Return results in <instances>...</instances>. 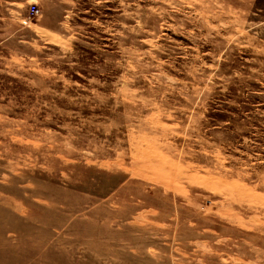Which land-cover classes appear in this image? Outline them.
<instances>
[{"label": "rangeland", "instance_id": "374dc122", "mask_svg": "<svg viewBox=\"0 0 264 264\" xmlns=\"http://www.w3.org/2000/svg\"><path fill=\"white\" fill-rule=\"evenodd\" d=\"M0 264H264V0H0Z\"/></svg>", "mask_w": 264, "mask_h": 264}, {"label": "built area", "instance_id": "2783aa9c", "mask_svg": "<svg viewBox=\"0 0 264 264\" xmlns=\"http://www.w3.org/2000/svg\"><path fill=\"white\" fill-rule=\"evenodd\" d=\"M31 12L35 14L38 12V9L35 6H32Z\"/></svg>", "mask_w": 264, "mask_h": 264}]
</instances>
